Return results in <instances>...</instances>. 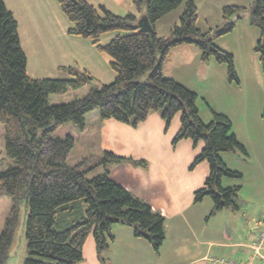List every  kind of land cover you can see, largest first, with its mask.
<instances>
[{"label": "trees", "instance_id": "obj_1", "mask_svg": "<svg viewBox=\"0 0 264 264\" xmlns=\"http://www.w3.org/2000/svg\"><path fill=\"white\" fill-rule=\"evenodd\" d=\"M70 26L68 34L92 41L109 58L114 73L110 84H99L83 69L60 68L65 78L33 79L27 73V60L21 48L17 21L0 0V125L4 128L3 152L14 165L0 171V200L12 201L11 216L0 233V264H5L17 225L21 203L29 205L25 225L27 257L23 264H77L82 261V246L92 234L99 249L112 239L111 226L122 222L133 235L146 240L155 250L165 239V218L149 204L137 199L116 184L105 170L87 177L84 161L67 166V157L82 132L85 117L96 112L101 120L113 119L136 127L151 112H159L166 128L176 114L180 127L173 144L180 140L203 142L190 168L206 162L209 173L203 187L194 192V202L210 197L213 211L237 208L241 186L222 187L228 177L242 178L229 169L220 153H246L231 133V121L213 112L203 122L196 106L197 95L163 74L170 51L181 45H194L201 61L213 57L226 64L230 79L237 81L233 56L214 44V39L232 31L236 15L252 12L250 22L260 32L254 48L264 76V0H252L249 8L223 7L221 26L202 31L197 26L196 0H131L136 10L145 9L150 32H140L135 14L117 15L103 5L85 0H56ZM182 6L179 23L170 36L160 37L156 23ZM115 36L105 45L99 43L107 33ZM149 73L148 81L140 78ZM88 86L81 97L51 104V95ZM104 163L128 161L145 168L143 160L104 153Z\"/></svg>", "mask_w": 264, "mask_h": 264}, {"label": "crops", "instance_id": "obj_2", "mask_svg": "<svg viewBox=\"0 0 264 264\" xmlns=\"http://www.w3.org/2000/svg\"><path fill=\"white\" fill-rule=\"evenodd\" d=\"M85 1L94 6L103 5L117 15L134 14V6L130 2V7L128 0ZM3 2L17 21L29 77L65 78V71L59 69L74 67L86 70L99 84H110L114 80L113 71L108 66L109 58L100 53L92 41L68 34L70 24L56 0ZM244 2L215 1L222 8H249L252 4V0ZM114 36L115 33H107L100 38L99 43L105 45ZM193 47L181 45L170 51L163 64L165 77L170 76L165 73V65L172 62V57L181 55V62L185 63L198 55ZM88 89L86 86L68 90L62 95H51L49 101L55 96L62 98L54 102L65 103L83 96ZM164 125L159 112H151L136 127L113 119L101 120L93 112L85 117L82 132L73 130L77 138L87 134L90 136L89 142L94 144L99 159L103 158L104 153L110 152L123 158L145 161V168L134 166L128 161H102L95 169L87 170V177L101 172L98 170H107L116 184L149 204L153 211L165 218V239L158 251L146 240L135 237L129 226L118 222L111 226L112 239L101 249L92 234L87 237L82 246V261L77 264H213L215 258L233 260L238 264H264V241L258 250L253 248L264 226V219L262 224L254 223L253 197L247 200L237 198L236 209L223 208L218 211H213V204L205 202V198L195 203L194 192L203 187L209 167L204 162L193 168L190 166L203 145L180 140L175 150H170L168 144L179 130L180 116L169 125L170 128L165 129ZM85 160L87 157L81 161L85 164ZM10 262L8 257L5 264Z\"/></svg>", "mask_w": 264, "mask_h": 264}, {"label": "rangeland", "instance_id": "obj_3", "mask_svg": "<svg viewBox=\"0 0 264 264\" xmlns=\"http://www.w3.org/2000/svg\"><path fill=\"white\" fill-rule=\"evenodd\" d=\"M212 1L214 3L211 0H198L196 3L198 9L197 26L202 31L221 26L223 23V8L215 3L217 0ZM244 1L249 3L251 0H236L237 3L245 4ZM130 2L131 0H128L131 7ZM133 13L137 18V23H140L146 16L144 8L138 11L133 7ZM181 13L182 6L161 18L155 25L157 35L168 38L173 25L179 23ZM259 38V29L250 22L247 15H244L243 18L235 20L231 32L214 39V44L218 49L233 56V68L237 81L229 78L226 64L216 62L213 57L209 58L207 62L201 61L200 52L194 45H192L194 52L198 55L190 58L188 62L182 63L181 55H176L172 57L170 64L165 65V73L170 75L168 77L197 95L196 106L203 122L209 123L213 119V112L223 114L231 121V133L237 136L246 153L240 150L220 153L221 160L225 161L229 169L242 174L240 179L223 178L222 187H227L230 182L231 186L232 184L233 186H241L240 193H238L240 200L241 198L247 200L253 197V218L255 219L254 223L258 222V225L264 219V76L261 71L259 56L254 50ZM140 80L148 81L149 73H145ZM61 98L54 96L49 102L51 104L63 103L54 102L55 99L61 101ZM179 116L176 114L170 124ZM164 127L167 129L169 126L166 128L164 125ZM89 138L88 134L76 137L77 141L66 161L67 166H74L85 157L87 160L83 165L84 170L95 169L101 165L104 156L101 159L96 157L98 152L94 144H90ZM173 139L168 144L170 150H175L177 145L176 143L173 144ZM199 142L203 145L202 141ZM191 144L196 145L193 142ZM3 146L4 128L0 125V171L14 165L13 161L3 152ZM183 149L185 150V147ZM98 171L101 172L94 176L104 172V170ZM204 200L208 204H212L210 197L206 196ZM11 210V199L3 197L0 200V233L5 227L6 220L12 214ZM28 212L29 205L25 202L21 203L16 212L17 225L9 250L11 260L9 264H19V261L22 264L25 255H27L25 225Z\"/></svg>", "mask_w": 264, "mask_h": 264}, {"label": "built area", "instance_id": "obj_4", "mask_svg": "<svg viewBox=\"0 0 264 264\" xmlns=\"http://www.w3.org/2000/svg\"><path fill=\"white\" fill-rule=\"evenodd\" d=\"M264 241V226L259 232L258 240L256 241L255 244H253V248L255 250H258L261 243ZM213 264H238L237 262L233 260H227L224 258H215L213 259ZM240 264V263H239ZM251 264V263H250Z\"/></svg>", "mask_w": 264, "mask_h": 264}, {"label": "water", "instance_id": "obj_5", "mask_svg": "<svg viewBox=\"0 0 264 264\" xmlns=\"http://www.w3.org/2000/svg\"><path fill=\"white\" fill-rule=\"evenodd\" d=\"M244 15H247V18H248L249 20H251V18H252V12H249L248 14H244ZM244 15H241V16L236 15V16H234V17H231V19H232V20H233L234 18H235V19H241V18L244 17ZM139 31H140V32H150V31H151V27H150V25H149V23H148L146 17L143 18L142 21L139 23Z\"/></svg>", "mask_w": 264, "mask_h": 264}]
</instances>
